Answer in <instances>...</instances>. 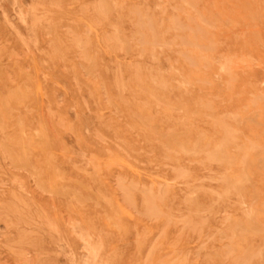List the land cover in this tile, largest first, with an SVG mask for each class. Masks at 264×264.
<instances>
[{"label": "rangeland", "instance_id": "1", "mask_svg": "<svg viewBox=\"0 0 264 264\" xmlns=\"http://www.w3.org/2000/svg\"><path fill=\"white\" fill-rule=\"evenodd\" d=\"M246 261L264 0H0V264Z\"/></svg>", "mask_w": 264, "mask_h": 264}, {"label": "bare ground", "instance_id": "2", "mask_svg": "<svg viewBox=\"0 0 264 264\" xmlns=\"http://www.w3.org/2000/svg\"><path fill=\"white\" fill-rule=\"evenodd\" d=\"M196 9V8H195ZM153 129V128H152ZM183 150V149H182ZM211 156V155H210ZM213 159V158H212ZM214 160V159H213ZM181 176V175H180ZM231 219V218H230ZM228 220V219H227ZM234 236V235H233ZM263 248V247H262ZM229 252V251H228ZM251 256H253L254 257V255H251ZM258 256V255H257ZM249 259V258H248ZM252 260V259H251ZM251 260H247L248 262L250 261L251 262ZM246 261V262H247ZM246 262H244V264H246ZM248 262H247V264H248Z\"/></svg>", "mask_w": 264, "mask_h": 264}]
</instances>
